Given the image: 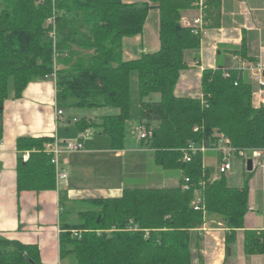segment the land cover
<instances>
[{"label": "trees", "instance_id": "1", "mask_svg": "<svg viewBox=\"0 0 264 264\" xmlns=\"http://www.w3.org/2000/svg\"><path fill=\"white\" fill-rule=\"evenodd\" d=\"M193 2L0 0V118L7 99L21 98L30 83L55 74L60 109L118 110L98 119L82 117L75 125L79 133L94 129L108 136L112 149L122 150L131 118V78L137 73L140 124L153 131V137L142 143L153 151L156 167L179 182L126 187L120 197L90 200L93 209L80 213V224L62 227L61 260L193 264L192 234L203 226L206 214L222 219L228 249L244 228L252 172L241 188L230 186L224 176L210 182L214 169L204 166L202 153L192 154L188 148L192 144L213 148L223 135L237 151L264 149V106H253L254 89L238 70L206 69L202 97L175 95L187 67L185 53L198 52L201 44L202 35L181 24L182 12L191 9ZM221 6L222 0H205L206 27L220 25ZM153 8L160 15L159 50L125 61L124 39L143 34ZM54 9L61 13L56 20V49L46 27ZM155 93L160 101L144 100ZM3 133L1 124L0 140ZM53 141L47 136L17 139L18 192L56 190L54 158L45 149ZM25 153H29L27 161ZM187 153L191 158L184 162ZM186 178L190 188L183 190ZM244 252L264 254V230L245 231ZM0 264L44 263L37 245L0 235Z\"/></svg>", "mask_w": 264, "mask_h": 264}, {"label": "crops", "instance_id": "2", "mask_svg": "<svg viewBox=\"0 0 264 264\" xmlns=\"http://www.w3.org/2000/svg\"><path fill=\"white\" fill-rule=\"evenodd\" d=\"M123 1L131 4L144 3L148 0ZM154 10L156 8L149 12L142 35L124 39L125 61L136 60L143 54L159 50V13V16L154 17L153 22L150 23V13ZM200 17L202 12L192 7L182 12L181 24L189 27L188 24H193V21ZM201 35L198 52L185 53L187 67L180 74L175 95L202 97L201 79L206 69L238 70L254 89L253 104L256 107L254 94L260 86L252 78L251 72L242 68V63L264 68V0H245V2L222 0L220 25L210 28L206 27L205 23L204 32ZM56 95L57 87L54 79L33 81L21 98H9L4 102L3 119L0 118V125L3 124L4 128L3 138L0 140V235L26 245H37L44 264H65L60 258V234L62 227L67 224L62 221L67 211H71L73 216L79 218L81 212L88 211L81 210L84 207L83 204L92 205L90 200L115 198L105 197L112 191L109 187L113 178L111 172L107 171L106 166L104 169L95 170L89 163L91 156L103 153L112 158L113 153V158L119 161L117 164L120 168L116 176L115 190L120 189L122 193L126 188L127 171L133 165L128 166V158L137 163V171L144 169L145 164L142 161L148 158V155H152L153 159V151L140 140H138L140 149L137 152L130 151L127 147L114 150L111 147V140L108 147L106 142V147L100 148L98 137L108 136L98 133L95 134L96 136L88 135L93 129L79 133L74 120L82 117L77 114L67 115V109H62L64 115L61 119H57ZM84 117L98 119L91 115ZM42 136L56 139L61 146L68 141L80 142L84 148L80 152L60 156L59 165L68 173V179L60 181L56 185V190L40 193L18 192L16 170L20 152L16 147L17 139ZM102 159L108 160L105 157ZM203 161L204 166L212 167L215 172L220 163V154L213 150L208 151L204 154ZM246 161L244 160L247 167ZM259 167L264 169V155L253 161L252 175ZM158 172L159 179L152 178L153 181L159 180L158 186L178 185L179 182L175 176H167L159 168ZM147 176L146 173L132 175L136 182L148 181ZM227 180L232 186L229 178ZM250 182H252L251 186ZM243 186L244 184L241 185ZM249 186L250 209L245 217L244 228L237 231L235 241L228 249L227 229L222 219L217 215L206 214L204 226L194 230L192 234L193 264H200V262L203 264H264V254L247 255L244 252L245 231L264 230V175L256 179L252 176ZM67 263L74 264L70 258Z\"/></svg>", "mask_w": 264, "mask_h": 264}, {"label": "rangeland", "instance_id": "3", "mask_svg": "<svg viewBox=\"0 0 264 264\" xmlns=\"http://www.w3.org/2000/svg\"><path fill=\"white\" fill-rule=\"evenodd\" d=\"M158 10H154L150 13V23L153 22L154 17H158ZM131 118L130 120L127 122V127H126V142H125V147H127L130 151H134L137 152L140 149V144L139 141L137 139V131L140 128L141 124H140V102H141V97L139 94V81H138V75L137 73H133L132 74V78H131ZM160 95L155 93L150 95L149 97H146L144 100L147 102H158L160 101ZM254 106V104H253ZM67 115H75L77 114L79 117H84L86 115H91L94 116L95 118H99L101 115H110V114H115L118 113V110L113 109V108H96V109H67ZM96 131L93 129L92 132H89L88 135L90 136H96ZM94 138V137H93ZM92 138V139H93ZM101 138V139H100ZM98 140L100 143H98V146L100 148H104L106 147V142H107V147L109 146L110 143V139L108 137H98ZM112 158H110L109 155L106 154H94L93 156H91V159H89V163L93 166V168L95 170H99V169H104L106 166V169L108 172H111L113 178L112 181L109 185V187L112 188V191H110L108 194V196L105 197H117V196H121L122 194V190H115V186H117L116 182V176L118 174V172L120 171L119 165L117 164L119 161L116 160L115 158H113V153H112ZM106 158L108 160H104L102 158ZM252 158V154L250 152L246 153V160ZM152 155H148V158H145L142 163L145 164V167L143 170L141 171H137L136 170V165L137 163L133 160H127L128 166L133 164L131 166V168L128 169L127 174L128 177L126 179L125 185L126 187H135L137 184L138 187L141 186H145V187H149V186H158L159 183L158 181H153L152 178H156L159 179V172H158V168L156 167V165L153 163L152 161ZM245 160V159H244ZM243 159L237 158V157H233L231 162L233 165V170L230 173L229 177H227V179L229 178V181L231 183L232 186L234 187H241V185L245 184V182L247 181V177H248V171H247V167L246 164L244 162ZM245 160V161H246ZM207 162L209 163V159L207 158ZM247 162V161H246ZM141 163V164H142ZM135 173H146L148 176V181H140V182H136L134 181L132 175ZM264 175V169L263 167H259L258 169H255L253 172L252 176H255V179L257 177H262ZM251 176V178H252ZM172 183V181L170 182ZM252 182H250V186H251ZM122 187V186H121ZM123 189V188H122ZM252 194H251V200L252 198ZM250 204L252 205V202H250ZM83 208L81 210H90L93 209L92 205H84L83 204ZM259 211V210H258ZM63 222H67V224H71V225H78L81 223V220L77 217V216H73V214L71 213V211H67L64 215H63ZM63 262L65 264H68V259L63 260Z\"/></svg>", "mask_w": 264, "mask_h": 264}, {"label": "built area", "instance_id": "4", "mask_svg": "<svg viewBox=\"0 0 264 264\" xmlns=\"http://www.w3.org/2000/svg\"><path fill=\"white\" fill-rule=\"evenodd\" d=\"M42 2V0H38ZM245 2V0H241ZM192 7L199 9L202 12V17L197 18L193 21V24H188L190 28L193 29L195 33L202 34L205 28V21H204V8H205V0H194ZM61 14V13H60ZM55 9L51 17H49L46 21V27L49 29V37L53 41L54 49H56L57 44V35H56V20L58 15H60ZM242 68L251 72L252 78L259 84V90L254 94L256 98V107L264 106V68L260 66H255L253 64H246L245 62L242 63ZM52 79H56V75L53 74L51 77ZM48 79V78H47ZM64 115L62 109L56 106V117L57 119H61ZM75 122L77 119L74 120ZM153 137V131L151 129H147L143 126L137 131V138L141 142H147ZM220 141L217 145H214L213 148L207 147L206 145H195L192 144L189 146V152L192 154H196L198 152L202 153L203 155L208 151H216L220 154V163L217 167V170L213 172L210 177V182H215L220 180L223 176L229 177L232 171V158L237 157L240 159L246 160V153L250 152L252 154V160L260 159L264 155V149H254V150H241L237 151L235 148L231 146V142L228 138L220 135ZM84 148L83 144L80 142L75 141H68L65 145L61 146L59 142L54 139L53 142H50L46 145L45 149L46 152L51 153L54 158L55 164V179L56 185L62 181L68 179V173L60 167L59 165V158L61 155L66 153H73V152H80ZM190 154L187 153L184 156V162L190 161ZM29 159V153L24 154V160L27 161ZM190 180L186 178L185 183L182 185L183 190H188L190 188ZM195 204V203H194ZM197 208V206H196ZM204 226V225H203ZM205 228V227H204ZM75 236L79 233L74 232Z\"/></svg>", "mask_w": 264, "mask_h": 264}, {"label": "water", "instance_id": "5", "mask_svg": "<svg viewBox=\"0 0 264 264\" xmlns=\"http://www.w3.org/2000/svg\"><path fill=\"white\" fill-rule=\"evenodd\" d=\"M247 171L252 172L253 171V160L249 159L247 161Z\"/></svg>", "mask_w": 264, "mask_h": 264}]
</instances>
